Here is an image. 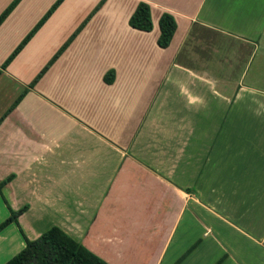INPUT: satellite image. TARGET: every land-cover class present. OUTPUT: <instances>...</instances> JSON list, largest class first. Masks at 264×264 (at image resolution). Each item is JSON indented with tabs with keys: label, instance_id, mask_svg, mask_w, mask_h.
Listing matches in <instances>:
<instances>
[{
	"label": "crops",
	"instance_id": "crops-1",
	"mask_svg": "<svg viewBox=\"0 0 264 264\" xmlns=\"http://www.w3.org/2000/svg\"><path fill=\"white\" fill-rule=\"evenodd\" d=\"M141 2L151 32L130 26ZM37 6L21 0L0 26L4 63ZM164 13L177 22L167 48ZM79 28L29 89L26 65L41 72ZM6 75L17 98L29 89L1 116L0 172L27 207L0 233L6 262L26 221L108 264H264V0H65Z\"/></svg>",
	"mask_w": 264,
	"mask_h": 264
},
{
	"label": "trees",
	"instance_id": "trees-1",
	"mask_svg": "<svg viewBox=\"0 0 264 264\" xmlns=\"http://www.w3.org/2000/svg\"><path fill=\"white\" fill-rule=\"evenodd\" d=\"M21 0H15L0 16V26L11 14L14 8L19 4ZM65 0H57L49 11L44 15V17L36 24V26L30 31V33L25 37V39L18 45L10 57L2 66V70L6 69L11 62L19 55V53L25 48V46L31 41V39L36 35V33L44 26V24L49 20L53 13L60 7V5ZM104 4L101 2L94 12L100 9ZM93 12V13H94ZM130 26L134 29L151 32L154 28L152 20V12L149 4L141 2L138 4L135 12L130 18ZM160 26V38L159 45L162 48H167L177 31V22L173 15L170 13L162 14L159 22ZM79 28L74 35L62 46V48L57 52V54L51 59V61L43 68L39 75L30 84L29 89L33 88L39 80L45 75V73L50 69V67L55 63V61L66 51L68 46L77 36ZM0 70V75L2 74ZM114 77V72L111 71L106 76V82L112 83ZM29 89L25 91L17 98L9 111L15 109L19 103L22 101L24 96L27 94ZM9 113V112H8ZM7 113V114H8ZM3 118L0 119V124ZM14 176H10L5 180L0 182V192L2 188L8 185ZM27 210V207L21 208L19 211H11V215L6 221L0 224V233L7 228L12 223H17L21 215H23ZM220 263V262H219ZM217 263V264H219ZM5 264H108L105 260L91 252L81 243L75 241L67 233L58 227H52L44 232L39 238L35 240H29L26 238L25 248L11 258Z\"/></svg>",
	"mask_w": 264,
	"mask_h": 264
},
{
	"label": "rangeland",
	"instance_id": "rangeland-1",
	"mask_svg": "<svg viewBox=\"0 0 264 264\" xmlns=\"http://www.w3.org/2000/svg\"><path fill=\"white\" fill-rule=\"evenodd\" d=\"M14 1L15 0H0V16ZM48 1L49 0H40L41 6H37V7H40V10L37 13H40L42 10V14L45 12L44 13V15H45L49 11ZM44 15L41 16V19L44 17ZM37 23H38V21H37ZM30 25H31V21L26 22L22 26V29H24V28L29 29V27H31ZM5 35H7V34H5ZM12 36H13V34H9L7 36V38L5 36L4 38H2L0 40V69H1V65L4 63V61L6 59V58L4 59V57L6 55L5 53H7V51H8V47H9L10 40H11ZM38 67L39 66L37 63H35V65L33 67H29L26 65V69L24 71H25V74H27L26 80H27L28 84L33 79H35V77L40 72V68H38ZM8 76L6 75L0 79V118L3 115L4 111H6V109H8L11 106L13 101L23 91V88H24V86H21L18 81H16V80L12 81L10 79V77H8ZM43 109H41V110L45 114L46 111ZM47 116L50 117L49 114ZM3 176L4 175H2V173L0 172V182L5 180V179H3V178H5ZM16 202H17V198L14 195V191L12 190V188L9 187L8 185L4 186L0 192V224H2L4 221H6V219H8L10 217L12 209L14 211H19L20 207L17 206ZM21 224H23V229L25 231V232H23L24 236L26 235V238H28V239L37 238L39 235H41V233L43 231H45L47 229V228H45L44 230H35V229L33 230L31 228H28V223L26 221H21ZM44 225H46V224H44ZM2 243H4V240L3 241L0 240V245H3ZM0 249H1V246H0ZM0 254H2V253L0 252ZM2 255H3V261L1 263H4L9 259L8 258L9 256L7 257V255H5V254H2Z\"/></svg>",
	"mask_w": 264,
	"mask_h": 264
}]
</instances>
